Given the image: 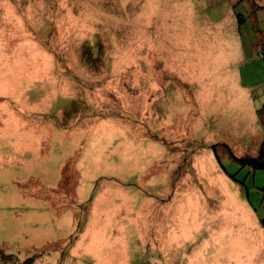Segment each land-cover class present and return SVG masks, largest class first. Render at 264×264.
I'll return each instance as SVG.
<instances>
[{"label":"rangeland","instance_id":"obj_1","mask_svg":"<svg viewBox=\"0 0 264 264\" xmlns=\"http://www.w3.org/2000/svg\"><path fill=\"white\" fill-rule=\"evenodd\" d=\"M250 5L0 0V264H264Z\"/></svg>","mask_w":264,"mask_h":264},{"label":"trees","instance_id":"obj_2","mask_svg":"<svg viewBox=\"0 0 264 264\" xmlns=\"http://www.w3.org/2000/svg\"><path fill=\"white\" fill-rule=\"evenodd\" d=\"M251 5H250V10L247 12V14H250L252 18V24H253V29L257 37V41L261 40L260 44L263 47V50L260 52V56L264 58V0H258V2H254V0H249ZM260 10V12H258ZM257 114L261 121L264 124V105L257 109ZM236 161H238L243 167L245 165L251 166L253 169H258V168H264V139L260 143L257 155L255 157L249 156V157H235L234 158ZM1 249V248H0ZM7 258H14L16 256L15 254H6ZM39 257L38 253L32 254L29 258L22 260L21 262L17 261L15 262L16 264H33L35 260ZM39 259V258H38Z\"/></svg>","mask_w":264,"mask_h":264}]
</instances>
